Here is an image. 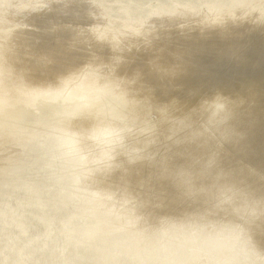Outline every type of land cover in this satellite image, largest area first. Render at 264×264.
Wrapping results in <instances>:
<instances>
[{
	"label": "bare ground",
	"instance_id": "bare-ground-1",
	"mask_svg": "<svg viewBox=\"0 0 264 264\" xmlns=\"http://www.w3.org/2000/svg\"><path fill=\"white\" fill-rule=\"evenodd\" d=\"M261 4L0 0V225L12 230L2 236L4 242L25 237V248L38 242L46 246L17 217L20 208L31 221L45 214L59 228L62 223L67 238L75 233L70 230L74 222L80 223L76 232L97 225L85 231L89 236L116 230L138 261L142 242L151 238L163 244L165 234L158 229L174 228L166 230L182 234L203 260L229 263V242L235 259L231 264H263V174L258 170L250 180L248 163L228 161L221 154L226 150L222 137L233 134L237 147L243 136L236 125L243 91L238 94V86L231 87L225 78L238 55L245 60L252 53L264 62ZM221 80L229 87L217 86ZM186 89L193 98L181 95L188 94ZM243 89L264 101V76ZM200 116L204 118L197 122ZM196 136L195 144L188 142ZM141 145L158 155L140 154L143 160L133 162ZM18 167L21 171L14 175ZM82 176L86 180L75 193L69 186L59 188ZM114 184L120 186L117 192ZM11 190L25 196L12 197ZM189 190L197 191L192 202L185 200ZM225 190L239 194L226 217L207 214L214 196L220 198L218 204L229 203ZM151 191L159 198L156 210L149 206V216L143 204L150 205ZM14 199L17 207L10 203ZM215 231L230 232L231 241L226 235L216 237ZM218 239L222 245L212 250ZM156 248L162 251L163 246ZM167 249L174 258L181 247L171 244ZM19 255L26 258L21 249ZM15 262L24 264L23 259Z\"/></svg>",
	"mask_w": 264,
	"mask_h": 264
},
{
	"label": "water",
	"instance_id": "water-1",
	"mask_svg": "<svg viewBox=\"0 0 264 264\" xmlns=\"http://www.w3.org/2000/svg\"><path fill=\"white\" fill-rule=\"evenodd\" d=\"M202 65L205 66V64H202ZM229 69H230V66L228 65L223 68V72H227L229 71ZM185 71L187 72V75H188L189 73L188 69H185ZM263 73H264L263 58L261 59L254 58L252 53H250L249 58L244 60L241 54L240 56L239 55L237 56L235 67L230 72L229 77L225 78L229 82L231 87H234V85L239 86L238 94H241L240 93L241 90L243 91L242 97L240 99L241 100L240 104H242L241 105L242 107H238V113H237V118H236V125L239 128V132L243 131V136H242V141L241 140L239 141L237 147L233 143L234 142L233 134H228L222 137L221 138L222 147H224L227 151L221 149V154L228 161H238L241 164L242 160H244L246 163H248L250 166L247 168V175L251 176L250 178H248L250 180H255L254 177L257 175L258 170H261V174H263V177H264V101L257 99L255 96H253V94H247L248 97H246V93L244 89H242L241 83H245L246 81H249V80L251 82L252 80L255 81L256 79H261L264 76ZM180 80L182 81V83H184L185 77H183V79H180ZM223 81L224 80H221L220 82H218L217 86L229 87L228 82L227 81L223 82ZM186 91L188 94L182 93L181 95L183 97L193 98V96H191L192 93H190V91H188L187 89ZM237 98H239V96H237ZM239 109H241L240 114H239ZM234 112L235 111L233 110V113L229 119L230 123L232 122V120H235ZM212 113L213 112H211L210 116L212 115ZM216 113L218 116H220L219 111H216ZM197 114H200V113H197ZM202 118L204 117L200 116V119H197V122H200ZM208 119H206V121ZM244 133H247V136H245ZM175 137H177V135ZM181 140H184V139L181 138ZM208 140L212 142V136L208 137ZM188 142H190L191 144H195L197 142V136L194 138H190ZM202 143L205 144V142H202ZM215 147L218 148L217 146ZM139 148H140V152L134 155V158L132 159L133 162H135L134 160H137V161L143 160V158L138 157L140 154H145L149 157H152L154 155V152L149 153L148 151L149 145H141ZM157 155L158 154L156 153L154 157H156ZM120 156L124 157V155H120ZM100 166L103 168V165H100ZM117 168L118 167L116 166V168L113 169V171L116 170ZM20 171L21 169L18 167L15 170L14 175H18ZM112 172L110 174H112ZM23 173L24 172H22L21 174ZM33 174L34 173H32V175ZM32 175L29 176L31 179H33ZM109 175L106 179L109 178ZM78 179L79 177L67 179L59 185V188H67V186H69L70 188L73 189L72 191H70V193L71 194L72 192L75 193L76 190L78 191V187L79 186L81 187V182L86 180L84 176L80 177L81 181L80 179L79 180ZM107 182L108 181H106L105 183ZM162 182H168V181H162ZM162 182L157 181V184L161 185ZM170 183L174 188L173 189L174 195H179L178 190L175 187V185L172 182ZM11 184L8 185L7 187L8 189L12 188ZM114 185L116 186L111 187L114 191L117 192L118 189L120 190L119 188L120 186H118L117 184H114ZM165 189L167 190V188ZM225 191H222V192H225ZM226 192L228 196L223 197L221 195L220 197H223L224 200L227 202L229 201V203L218 204L220 198H218V196H214L215 198L213 199L211 198L212 199V203H211L212 213H207V214H212V216H215L216 212H220L219 217H226L227 211L230 209L227 207L229 206L231 207V201H233L237 197L239 198V194L236 191L227 190ZM86 193H88V190L86 191ZM24 194H25L24 191L23 193H19L16 190L14 191L11 190L12 197H16L19 195L25 196ZM195 195H197V191L189 190V194H187V196H185L186 198L185 197L184 198L186 202H192L195 200L193 199ZM150 197L152 198L151 201H146L150 205L146 207L143 204L144 209H145L144 211H147L149 216L151 215V213L148 212V208L151 205L153 207V210H156L158 208L156 199L159 198V196L157 195L155 191H151ZM166 197L168 198V193ZM176 197L177 199L181 198L180 196H176ZM1 198H3V196H0V199ZM139 198L142 199L141 197ZM10 203H12L15 207H17V201L15 199L11 200ZM131 204L133 205L135 203H131ZM176 205H178L177 202H176ZM17 209H18L17 217L21 220L26 221V223L29 225L28 227L29 230L30 229L31 231L36 230L38 232V235L36 236H39L41 239H44L46 242V246H42L43 242H38L35 244L34 243L30 245L28 244L29 246L25 248V239H24L25 237H21L20 240H16L15 242H9V243L4 242V240L2 239L3 238L2 236L3 235L5 236L6 232H10L12 230L5 226L0 225V264H17L15 261L20 260V259H23L24 264H231V263H234V260H235L234 258L233 259L231 258L233 255V250L231 247L232 244L229 242H226L227 245H229V255L227 254V257L228 258L230 257L229 263L225 262L224 260H216V261L214 260L213 261L207 258L203 260L200 258L199 253L195 251L194 248L190 247V245H188V241L183 239L182 234L175 232V230H172V231L166 230V229H174V228H160L158 229V230H161L159 232L161 234H165V236L162 239L163 244H154L151 238H148V240L142 242L143 246L140 244L141 247L139 248L137 252L143 251V253L140 254L141 260L138 261L134 257V254L132 253L133 250H131L130 252L128 248H125L122 245V244H126V240L123 239V234H121L120 232H117L116 230L111 229L105 234L98 232L97 235L89 236L85 234V231H91L95 229L97 225L92 226V227L90 226L91 229L84 228L85 231L79 230L80 232H76V229L80 225V223L74 222L73 226L70 227V230H74L75 233L70 238H67L65 236V232L63 231L66 226H64L62 223L60 224L62 228L61 229L59 228L58 222L51 223L50 222L51 220L48 219V216L45 214L43 215L41 219L37 221H33V220L31 221L29 218L28 212L26 210L24 209L21 210L20 208H17ZM117 210L121 212L123 208L122 207L117 208ZM105 215H113V214L105 213ZM113 216L117 218V216L115 215ZM258 216L259 214L255 217V219ZM144 217L147 218L146 216ZM177 217H180V215H178ZM88 218L87 219L92 224L95 223L94 221L97 220L91 215H89ZM258 218L256 222L258 221ZM254 220H252L251 225ZM100 221H102L101 223H103L104 219H100ZM138 222L139 223L143 222L142 216L139 217ZM176 227L177 226L175 225V228ZM206 227L208 229L213 228L211 224L206 225ZM195 228H200V227H195ZM182 232L187 234V232L184 230ZM222 235L228 236L227 240L231 241L232 236L230 235V232H216L215 231L216 237L221 238ZM240 235L242 236L241 233ZM218 240L219 241H216L211 245L212 250H215L217 246L222 245L220 242V239ZM127 243H131V242H127ZM171 244L180 245L181 247V250H179V252L176 254L174 258L169 257L171 256V253H170V249H167V247H169ZM158 245L163 246L162 251L156 248V246ZM20 249L23 251V254L26 255V258H24V256L21 257L19 255ZM116 250H118V253L113 252ZM103 253L107 255L103 256ZM112 257L113 259L109 263V260ZM240 264H245V263L240 262Z\"/></svg>",
	"mask_w": 264,
	"mask_h": 264
},
{
	"label": "rangeland",
	"instance_id": "rangeland-1",
	"mask_svg": "<svg viewBox=\"0 0 264 264\" xmlns=\"http://www.w3.org/2000/svg\"><path fill=\"white\" fill-rule=\"evenodd\" d=\"M249 83H250V81H246L245 83H241L242 84V89H243V86H247V85H249ZM239 87V86H238ZM246 97H248V95L246 94ZM264 97V96H263Z\"/></svg>",
	"mask_w": 264,
	"mask_h": 264
},
{
	"label": "snow or ice",
	"instance_id": "snow-or-ice-1",
	"mask_svg": "<svg viewBox=\"0 0 264 264\" xmlns=\"http://www.w3.org/2000/svg\"><path fill=\"white\" fill-rule=\"evenodd\" d=\"M261 7L264 8V0H262Z\"/></svg>",
	"mask_w": 264,
	"mask_h": 264
}]
</instances>
